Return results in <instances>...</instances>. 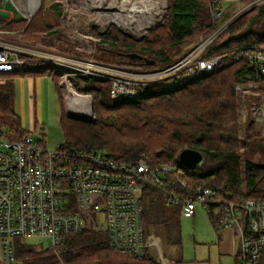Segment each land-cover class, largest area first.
<instances>
[{"label":"trees","instance_id":"obj_1","mask_svg":"<svg viewBox=\"0 0 264 264\" xmlns=\"http://www.w3.org/2000/svg\"><path fill=\"white\" fill-rule=\"evenodd\" d=\"M263 11L264 3L254 7L205 48L204 55H224L222 67L171 85L147 87L137 101L114 103L109 81L79 79L75 89L92 95L97 120L91 124L68 117L64 112L61 117L64 142L60 146L86 152L105 149L109 155L128 162L147 159L152 164L173 163L176 171L168 175L172 181L170 187L185 195L209 187L218 199L225 201L252 198L264 202V164L244 160L242 156V150L253 144L264 148V135L249 132L247 137H240L239 91L236 88L237 84L255 81L260 88L253 98L258 100L264 96V75L254 69L248 58L250 47L264 46V34L249 29ZM36 15L28 25L22 19L0 18V29H17L28 41H39L47 24L37 21ZM215 28L210 0H168V12L163 23L152 28L151 39H134L114 28L107 36L120 53L137 52L155 59V65H159L177 61ZM186 43L191 45L184 47ZM180 46L182 48L178 49ZM120 53L116 56L118 61L142 64L125 59ZM41 75L54 77L56 74L51 66L0 71V130L9 136L23 138L28 135L22 117L15 110L16 79ZM168 78L178 79V76ZM252 121L248 118V126ZM186 148L204 153L205 161L200 168L190 169L181 164L179 155ZM180 180L185 181L186 186L180 187ZM208 211L215 223L218 214L211 208ZM181 216V203L171 202L157 188L144 187L145 233L158 234L165 253L171 257L175 255L170 248L178 246L181 249L182 246ZM15 256L22 264H156L149 252L138 259L113 251L107 233L89 228L64 235L55 248L44 252L17 237Z\"/></svg>","mask_w":264,"mask_h":264},{"label":"built area","instance_id":"obj_2","mask_svg":"<svg viewBox=\"0 0 264 264\" xmlns=\"http://www.w3.org/2000/svg\"><path fill=\"white\" fill-rule=\"evenodd\" d=\"M223 1L234 6L224 7ZM11 2L30 22L42 0H0ZM216 28L186 55L170 64L146 65L113 62L97 57L86 45L71 53L34 44L16 42L0 29V71L13 72L51 66L61 84L73 91L79 79L107 80L114 103L137 101L141 91L159 84L171 85L183 79L209 74L223 66L224 55H204L205 48L240 16L264 0H210ZM4 10V9H3ZM11 17V13L4 10ZM13 18V16H12ZM254 69L264 75V47L249 48ZM178 76V79L168 78ZM246 78L250 79L249 75ZM237 90L250 98L258 94L260 84L247 81ZM77 101L78 115L92 114ZM83 104V105H82ZM250 113L243 114L264 125V102L255 101ZM249 116V117H248ZM173 163L152 164L120 160L101 150L86 152L59 146L49 149L31 137L14 139L0 130V264H22L15 256L16 238H48L55 248L64 235L86 229L108 234L110 248L118 253L142 259L147 252L156 264H177L165 254L161 238L145 233L143 227V190L152 186L181 203L182 212L194 216L198 206L218 214L220 228L232 227L240 237V264H264V202L252 198L225 201L213 189L201 187L191 195L170 187ZM180 180V187L186 186Z\"/></svg>","mask_w":264,"mask_h":264},{"label":"rangeland","instance_id":"obj_3","mask_svg":"<svg viewBox=\"0 0 264 264\" xmlns=\"http://www.w3.org/2000/svg\"><path fill=\"white\" fill-rule=\"evenodd\" d=\"M159 1L160 7L157 13L150 17V13L143 9L146 4L145 0H42L41 7L36 13V20L44 21L47 24V29L41 33L42 38L39 41H28L24 38L22 31L17 29L8 30L9 32L13 31V33L5 34V36L16 40V42L71 53L77 52V47L86 45L88 51L89 49L96 50L97 57L101 56L113 62L124 63L118 61L116 57L118 49L116 45L111 44V40L107 36L108 32L114 28L134 39H151L152 28L163 23L164 16L168 12V0ZM222 3L224 7L234 6L229 1H223ZM3 9L10 12L13 18L21 19V14L11 2L1 3L0 18L4 20L12 19V16L10 17ZM249 29L258 34H264V11L262 15L253 21ZM187 45H191V43H186L184 47ZM180 48L182 46L178 47V49ZM25 81V79H16L15 82V98L19 111L22 110V107L25 108L27 103L25 99L26 86L28 89H32L31 84H26ZM56 82L59 88L55 87ZM60 82L61 78L59 76L57 78L56 75L54 77L53 75H44L35 77L33 85L37 125H41L42 130L40 132L36 130L31 136L34 140L44 139V145L49 149H57L64 142L62 127L60 124L56 125L59 114V108L54 97L56 92L61 94L63 106H65L64 111L68 117L91 124L97 120L92 95L78 92L75 89L76 83H74L73 92L69 91V88ZM79 100L83 101L81 103H84V108L92 114L90 119L78 115L77 101ZM238 100L241 121L240 137H247L245 135L249 132H260L264 135V125L262 123L252 119V123L250 122L248 126V122L245 123L243 120V114L250 113L252 103L259 101V99L247 98L239 92ZM249 116L251 117V114ZM11 137L20 139L18 136ZM100 150L106 152L105 149ZM242 156L244 160L264 164V148L260 145L253 144L252 147L244 148ZM197 209L195 217L181 216L185 259L178 264H227V257L219 256L216 247L211 243L215 239H211V237L216 229L209 219L206 208L198 206ZM25 241L34 245L39 252H44V250L50 248L48 238H27ZM208 252H212L210 257Z\"/></svg>","mask_w":264,"mask_h":264},{"label":"crops","instance_id":"obj_4","mask_svg":"<svg viewBox=\"0 0 264 264\" xmlns=\"http://www.w3.org/2000/svg\"><path fill=\"white\" fill-rule=\"evenodd\" d=\"M12 15V14H11ZM13 16V15H12ZM56 74V76L60 77V75L56 72H54ZM44 76V75H41ZM35 77L37 76H25V77H18L17 79H25V83L26 84H31L32 89H28V87L26 86L27 90L25 89V99H26V106L25 108L22 107V110L19 111L17 108V104H16V98H15V110L16 112L22 117V122L24 125V128L27 131V136L26 137H31V134L33 132L37 131H41L42 130V126L41 125H37V114H36V103H35V99H34V94H33V85L35 82ZM55 87L59 88L58 83H55ZM16 93V91H15ZM55 99H56V104L59 108V114H58V122L56 121V125L61 126V117L62 114L65 112V106H63V99L61 97L60 93H55ZM259 101L264 102V96H261L259 98ZM33 139V138H32ZM38 141L39 143L44 145V139H38L35 140ZM198 210V209H197ZM208 215H209V219L212 223V225L215 227L216 232H214V235L211 237V239L215 238L213 240L214 246L216 247L217 251H218V255L221 257H227V264H240V256H241V245H240V237L237 234V231L235 230V228L232 227H227V228H220L217 224L216 221L215 223H213L212 219H211V213H209L208 209L206 208ZM197 213V211H196ZM195 213V215H196ZM216 213V212H215ZM217 214V213H216ZM194 216H187L182 212V216L184 217H195ZM217 220V219H216ZM203 243H207V242H203ZM170 249H172V253L175 255L174 257H171L170 255H166L175 259L177 261V264L180 261H184V242H183V229H182V246L181 249H179L178 246L175 247H171ZM181 250V251H180ZM212 254V252H208V256L210 257ZM195 260V259H193Z\"/></svg>","mask_w":264,"mask_h":264},{"label":"water","instance_id":"obj_5","mask_svg":"<svg viewBox=\"0 0 264 264\" xmlns=\"http://www.w3.org/2000/svg\"><path fill=\"white\" fill-rule=\"evenodd\" d=\"M120 54H122V56L130 60L139 61L142 64L154 65L156 63L155 59H150L137 52H126V53H120ZM179 160L183 166L190 168V169H197V168H200L202 164L204 163L205 155L200 150L193 149V148H186L182 150V152L180 153Z\"/></svg>","mask_w":264,"mask_h":264},{"label":"bare ground","instance_id":"obj_6","mask_svg":"<svg viewBox=\"0 0 264 264\" xmlns=\"http://www.w3.org/2000/svg\"><path fill=\"white\" fill-rule=\"evenodd\" d=\"M145 2H146V4H145V7L143 9L150 13L149 14L150 17H153L157 13V11L160 7V1L159 0H145ZM86 116L87 115H85V117Z\"/></svg>","mask_w":264,"mask_h":264},{"label":"flooded vegetation","instance_id":"obj_7","mask_svg":"<svg viewBox=\"0 0 264 264\" xmlns=\"http://www.w3.org/2000/svg\"><path fill=\"white\" fill-rule=\"evenodd\" d=\"M116 53H120L119 51H117ZM124 57V56H123ZM124 58H126V57H124Z\"/></svg>","mask_w":264,"mask_h":264}]
</instances>
